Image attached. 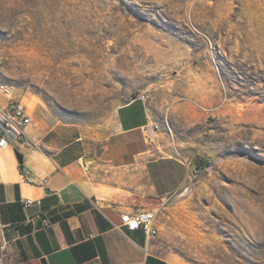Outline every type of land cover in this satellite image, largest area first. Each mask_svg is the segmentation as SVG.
Instances as JSON below:
<instances>
[{
    "label": "rangeland",
    "instance_id": "obj_1",
    "mask_svg": "<svg viewBox=\"0 0 264 264\" xmlns=\"http://www.w3.org/2000/svg\"><path fill=\"white\" fill-rule=\"evenodd\" d=\"M0 58V83L89 151L145 92L156 154L206 161L147 199L155 250L264 264V0H0Z\"/></svg>",
    "mask_w": 264,
    "mask_h": 264
},
{
    "label": "crops",
    "instance_id": "obj_2",
    "mask_svg": "<svg viewBox=\"0 0 264 264\" xmlns=\"http://www.w3.org/2000/svg\"><path fill=\"white\" fill-rule=\"evenodd\" d=\"M33 107L19 149L29 175L9 148H0L1 263L183 264L155 250V235L119 226L122 213L152 211L147 199L178 190L194 168L156 154L143 134L150 123L144 102L119 107L98 151H89L73 126ZM86 155L93 160L82 163ZM25 198L40 204L25 206Z\"/></svg>",
    "mask_w": 264,
    "mask_h": 264
},
{
    "label": "built area",
    "instance_id": "obj_3",
    "mask_svg": "<svg viewBox=\"0 0 264 264\" xmlns=\"http://www.w3.org/2000/svg\"><path fill=\"white\" fill-rule=\"evenodd\" d=\"M2 60L0 58V65ZM14 85L9 83H0V95L5 97V101L0 103V148L20 149V146L28 140L27 126L32 122L31 109L22 97L14 94ZM148 95L145 92L137 94L136 99L145 102ZM155 127L152 123L147 124L143 129L145 137L152 138L155 133ZM205 165L194 166L193 171H200ZM20 172L29 175V171L22 169ZM23 205L40 204V200L25 198ZM121 223L127 231L143 229L151 236L157 233L155 226L156 211L138 210L133 213H122L120 215ZM48 221L43 220V226H47Z\"/></svg>",
    "mask_w": 264,
    "mask_h": 264
},
{
    "label": "water",
    "instance_id": "obj_4",
    "mask_svg": "<svg viewBox=\"0 0 264 264\" xmlns=\"http://www.w3.org/2000/svg\"><path fill=\"white\" fill-rule=\"evenodd\" d=\"M13 154L16 158V161L19 165H22L23 163V154L18 150V149H13ZM93 160V156H90V155H86V156H83L81 161L82 163H85L86 161H91Z\"/></svg>",
    "mask_w": 264,
    "mask_h": 264
},
{
    "label": "trees",
    "instance_id": "obj_5",
    "mask_svg": "<svg viewBox=\"0 0 264 264\" xmlns=\"http://www.w3.org/2000/svg\"><path fill=\"white\" fill-rule=\"evenodd\" d=\"M206 161L203 160L202 158H196L194 161V166H200V165H205Z\"/></svg>",
    "mask_w": 264,
    "mask_h": 264
},
{
    "label": "bare ground",
    "instance_id": "obj_6",
    "mask_svg": "<svg viewBox=\"0 0 264 264\" xmlns=\"http://www.w3.org/2000/svg\"><path fill=\"white\" fill-rule=\"evenodd\" d=\"M34 105L32 103L29 104V107L32 108ZM184 213H182V215L186 218L188 216V213L183 210Z\"/></svg>",
    "mask_w": 264,
    "mask_h": 264
}]
</instances>
